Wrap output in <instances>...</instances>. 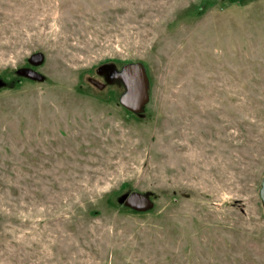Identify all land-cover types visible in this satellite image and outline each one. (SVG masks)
<instances>
[{
    "label": "rangeland",
    "instance_id": "1",
    "mask_svg": "<svg viewBox=\"0 0 264 264\" xmlns=\"http://www.w3.org/2000/svg\"><path fill=\"white\" fill-rule=\"evenodd\" d=\"M263 177L264 0H0V264H264Z\"/></svg>",
    "mask_w": 264,
    "mask_h": 264
},
{
    "label": "water",
    "instance_id": "2",
    "mask_svg": "<svg viewBox=\"0 0 264 264\" xmlns=\"http://www.w3.org/2000/svg\"><path fill=\"white\" fill-rule=\"evenodd\" d=\"M45 56L37 52L29 58L28 63L33 67L43 65ZM99 74H104L108 84L121 83L125 91L121 94L119 103L133 114H142L149 104V76L142 63L133 62L117 69L114 64H106L98 70ZM18 75L31 80L43 81V76L32 68H21ZM260 199L264 208V177L261 180ZM118 204L136 212H146L152 210L155 203L151 200L150 193L131 192L125 193L117 200Z\"/></svg>",
    "mask_w": 264,
    "mask_h": 264
},
{
    "label": "flooded vegetation",
    "instance_id": "3",
    "mask_svg": "<svg viewBox=\"0 0 264 264\" xmlns=\"http://www.w3.org/2000/svg\"><path fill=\"white\" fill-rule=\"evenodd\" d=\"M99 75L102 76L104 79H106L104 74H99Z\"/></svg>",
    "mask_w": 264,
    "mask_h": 264
},
{
    "label": "trees",
    "instance_id": "4",
    "mask_svg": "<svg viewBox=\"0 0 264 264\" xmlns=\"http://www.w3.org/2000/svg\"><path fill=\"white\" fill-rule=\"evenodd\" d=\"M206 3V2H205ZM205 3H203V5H205ZM203 5L201 6V7H203ZM29 79V78H28ZM111 85V84H110ZM124 207V206H123ZM126 207V206H125ZM126 209H128V208H126Z\"/></svg>",
    "mask_w": 264,
    "mask_h": 264
}]
</instances>
